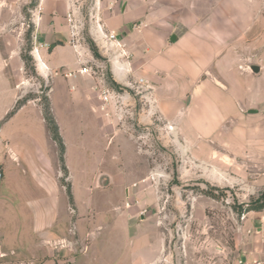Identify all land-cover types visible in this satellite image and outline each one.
<instances>
[{
    "label": "rangeland",
    "instance_id": "374dc122",
    "mask_svg": "<svg viewBox=\"0 0 264 264\" xmlns=\"http://www.w3.org/2000/svg\"><path fill=\"white\" fill-rule=\"evenodd\" d=\"M101 1L105 0H70L72 23L67 25V35L70 40L74 35L77 46L75 63L78 53L90 60L98 72L95 80L71 82L65 78L66 72H78V64L55 72L41 64L38 67L33 51L43 44L35 14L39 0H25V20L22 25L13 24L14 31H10L13 47L21 54L22 70L17 90L20 105L9 119L21 106L23 110L6 123L1 139L7 141L9 135L11 146L19 149H54V162L63 172V190L70 194L66 149L78 182L90 181L93 190V196L84 192L82 199L87 210L81 226L86 232L94 231L87 236L89 249L76 251L66 243L61 247L69 252L60 259L67 262L84 257L85 264L97 261H89L87 255L98 256V264L264 262V209L250 211L259 199L264 201V120L254 118L237 103L240 115L225 116L226 91L213 89L225 85L224 74L213 68L218 75H203L209 86L205 93L213 96L218 114L225 120L218 119L216 134L201 136L195 103L207 117L216 113V107L201 106L196 100L197 83L185 90L171 82L159 88L161 85L136 75L131 59L122 57L119 49L110 48L100 37ZM191 2L202 15L217 7V24L225 16V3L232 4L234 64L230 74L235 86L236 79L241 82L242 74L252 71V66H264V0ZM72 83L77 90L71 88ZM102 88L112 95L107 103L100 99ZM4 98L0 99L2 110L12 104ZM50 117L59 128V137L47 121ZM6 153L4 146L0 148L3 158ZM8 162L5 160L4 167ZM113 178L117 183L132 184L126 195L120 188L112 189ZM27 181L22 193L30 200L36 192L33 182ZM13 186L20 190L17 183ZM8 203L10 207L13 201ZM113 204L116 209L111 211ZM78 215L76 211L70 224L74 240ZM10 228L5 223L4 230Z\"/></svg>",
    "mask_w": 264,
    "mask_h": 264
},
{
    "label": "crops",
    "instance_id": "0c3cea01",
    "mask_svg": "<svg viewBox=\"0 0 264 264\" xmlns=\"http://www.w3.org/2000/svg\"><path fill=\"white\" fill-rule=\"evenodd\" d=\"M187 1L105 0L101 1L99 16L107 30L116 32L118 39L125 43L126 50L131 54V70L136 75L161 85L159 88L171 82L176 83L177 89L185 90L190 88V84L197 83L199 91L196 92V100L202 102L201 106L210 104L216 107V113L210 112L207 117L195 103L194 116L201 136L216 134L220 127L217 122L225 120L218 114L213 96L205 93L209 86L207 81L203 82V75L207 76L209 72L211 76L218 75L214 74L216 71L224 74L225 85L221 83V87L215 85L213 89L220 91L224 88L226 91L225 116L240 115L237 103L242 110L247 108L248 114L254 118L264 120V66H258L261 68L259 73L247 70L242 74L241 82L236 79V86L234 76L230 74L234 64L232 4L225 3V16H221L217 24V7H213L208 15H202L191 0ZM24 8L25 0H0V99L7 97L12 101L11 106L0 109V148L4 146L7 149L4 158L0 154V171L4 176L0 183V264H85L84 257H75L79 260L73 258L67 262L60 258L69 252L61 247L66 243L76 251L89 249L87 236H93L94 231L86 232L81 225L83 213L87 210L86 202L82 200L84 192L93 196L90 181L78 182L65 149V168L70 174L72 186L68 194L63 190L60 178L62 168L54 162V149H19L11 146L9 135L5 137L7 141L1 139L6 123L23 110L21 106L9 119L19 106L17 90L22 70V63L21 66L19 63L22 61L21 54L13 47L14 36L10 31H14L13 24H23ZM71 8L70 0H39L36 9L39 41L50 45L41 54L51 72L77 65L74 61L75 48L63 40L71 41L70 34L67 35ZM55 44L58 45L55 47ZM88 78L78 76L69 81ZM216 82L219 83L218 80ZM71 85L72 89H78L75 83ZM42 122L46 128L45 118ZM5 160L9 161L8 168L4 167ZM27 180L33 182L36 192L35 198L30 200L23 198L22 193L26 191H23V184ZM16 183L20 190L13 186ZM111 183L112 189L120 188L125 195L132 185L122 180L117 183L114 178ZM9 200L13 201L10 207ZM114 209L116 204L111 205L110 210ZM76 211L79 213L75 219L79 228L78 237L74 240L70 224ZM110 221L109 225H113L115 220ZM5 223H9L11 228L4 230ZM87 256L89 261L97 260L89 264L99 263L98 256ZM260 263L264 264L263 261Z\"/></svg>",
    "mask_w": 264,
    "mask_h": 264
},
{
    "label": "built area",
    "instance_id": "2783aa9c",
    "mask_svg": "<svg viewBox=\"0 0 264 264\" xmlns=\"http://www.w3.org/2000/svg\"><path fill=\"white\" fill-rule=\"evenodd\" d=\"M69 23H72V15H68ZM100 37L103 38L104 43L106 42V45L110 48H117L120 51V55L122 57H126L127 59H131V55H129L128 51L126 50V45L122 41L118 39L117 33L114 31H109L107 30L106 26L104 24L100 25ZM71 42L74 43L75 45V37L72 35ZM41 48L47 47V45H40ZM75 50H77V46H74ZM35 54L39 55L38 49L35 50ZM79 60H78V65H79V70L78 72H67L65 73V78L67 79H76L78 76H83V77H89L93 80L98 79L96 76H98V72L95 71L93 65H91L90 60L84 59L83 55L81 53H78ZM46 68L47 66L42 63ZM90 64V65H89ZM130 65V64H129ZM48 69V68H47ZM144 82V81H143ZM99 88V86H98ZM100 99L104 101V103H107L112 99V95L106 91L104 88L101 89V94H100ZM105 108V106L103 107ZM3 179V175L0 171V183ZM256 264H261L257 263Z\"/></svg>",
    "mask_w": 264,
    "mask_h": 264
},
{
    "label": "trees",
    "instance_id": "16d2710c",
    "mask_svg": "<svg viewBox=\"0 0 264 264\" xmlns=\"http://www.w3.org/2000/svg\"><path fill=\"white\" fill-rule=\"evenodd\" d=\"M20 105V104H19ZM48 123L53 125V131L56 133L55 135L59 137V128L55 123V120H53L51 117L50 119H47ZM264 209V201H261L260 199L255 202V205H253V208L250 209V211H262Z\"/></svg>",
    "mask_w": 264,
    "mask_h": 264
},
{
    "label": "flooded vegetation",
    "instance_id": "af4514ba",
    "mask_svg": "<svg viewBox=\"0 0 264 264\" xmlns=\"http://www.w3.org/2000/svg\"><path fill=\"white\" fill-rule=\"evenodd\" d=\"M38 21H39V20H38ZM34 38H35V42L37 43V42H38V36L35 35ZM36 43H35V44H36ZM61 44H63V43H61ZM41 45H47V47H43V48H41L40 46H36V47L34 48V51H33V56H34L35 60H36L37 63H38V67H40V64L44 63V64L47 66L48 70H50L49 67H48V65L44 62V59H43L42 54H41L42 50H43L44 48H48V49H49V48H50V45L47 44V43H43V44H41ZM55 45L57 46L58 44H55ZM55 45H54V46H55ZM36 49H38V51H39V55L35 54V53H36V52H35ZM69 72H71V71H69ZM66 73H67V72H66Z\"/></svg>",
    "mask_w": 264,
    "mask_h": 264
},
{
    "label": "water",
    "instance_id": "95a60500",
    "mask_svg": "<svg viewBox=\"0 0 264 264\" xmlns=\"http://www.w3.org/2000/svg\"><path fill=\"white\" fill-rule=\"evenodd\" d=\"M60 45H62V44L60 43ZM55 47H56V45H55ZM251 70H252L254 73H259L260 70H261V68L258 67V66H252V67H251Z\"/></svg>",
    "mask_w": 264,
    "mask_h": 264
},
{
    "label": "bare ground",
    "instance_id": "6f19581e",
    "mask_svg": "<svg viewBox=\"0 0 264 264\" xmlns=\"http://www.w3.org/2000/svg\"><path fill=\"white\" fill-rule=\"evenodd\" d=\"M41 65H42V67H43L44 69L48 70L43 64H41ZM170 129H171V130H174V127H171Z\"/></svg>",
    "mask_w": 264,
    "mask_h": 264
}]
</instances>
